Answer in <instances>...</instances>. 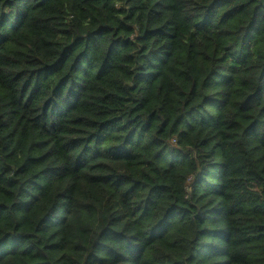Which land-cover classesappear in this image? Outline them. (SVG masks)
I'll return each instance as SVG.
<instances>
[{
    "label": "trees",
    "instance_id": "trees-1",
    "mask_svg": "<svg viewBox=\"0 0 264 264\" xmlns=\"http://www.w3.org/2000/svg\"><path fill=\"white\" fill-rule=\"evenodd\" d=\"M0 264H264V0H0Z\"/></svg>",
    "mask_w": 264,
    "mask_h": 264
}]
</instances>
